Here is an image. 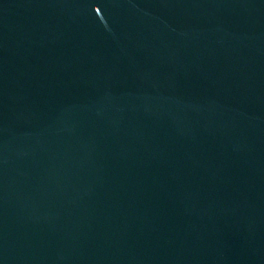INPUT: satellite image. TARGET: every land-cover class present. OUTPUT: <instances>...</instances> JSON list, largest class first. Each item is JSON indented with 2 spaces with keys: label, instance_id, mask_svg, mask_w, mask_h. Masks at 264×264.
<instances>
[{
  "label": "water",
  "instance_id": "water-1",
  "mask_svg": "<svg viewBox=\"0 0 264 264\" xmlns=\"http://www.w3.org/2000/svg\"><path fill=\"white\" fill-rule=\"evenodd\" d=\"M0 264H264V0H0Z\"/></svg>",
  "mask_w": 264,
  "mask_h": 264
}]
</instances>
